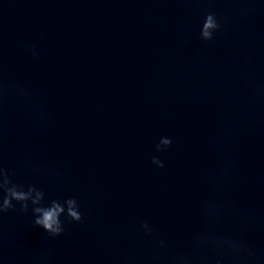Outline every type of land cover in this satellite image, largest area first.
Wrapping results in <instances>:
<instances>
[{
    "label": "water",
    "instance_id": "95a60500",
    "mask_svg": "<svg viewBox=\"0 0 264 264\" xmlns=\"http://www.w3.org/2000/svg\"><path fill=\"white\" fill-rule=\"evenodd\" d=\"M227 7L223 0H0L4 74L32 89L49 114L41 124L9 99L3 164L47 198L76 196L85 215L48 239L30 213H6L0 264H40L49 250V264H110L114 242L143 256L149 241L135 233L142 220L173 248L189 247L204 226L200 201L214 194L204 176L216 168L227 123L235 125L234 183L225 194L256 225L225 216L217 228L264 254V107L246 106L249 89L233 71L242 65L264 81V0L201 42L204 13ZM162 136L172 145L157 153ZM27 158L60 176L31 171Z\"/></svg>",
    "mask_w": 264,
    "mask_h": 264
},
{
    "label": "clouds",
    "instance_id": "9594fccd",
    "mask_svg": "<svg viewBox=\"0 0 264 264\" xmlns=\"http://www.w3.org/2000/svg\"><path fill=\"white\" fill-rule=\"evenodd\" d=\"M214 2V0H213ZM228 5L223 14L217 11H206L199 29L201 42L214 41L223 32L228 23L237 18L251 16L260 7V0H223ZM25 51L35 59L39 53L35 44L25 45ZM244 65L249 63L245 58ZM234 75L244 82L249 95L245 101L250 110L258 106L264 107V81L256 78L255 74L242 65L234 68ZM11 97L25 103L41 124L49 122V114L35 98L32 89L9 80L3 71L0 60V260H5L3 243V218L6 213L31 214L33 225L40 226L47 233L48 239H56L65 234L70 224H82L85 215L76 196L66 198H47L42 187L34 183H23L15 180V171L3 164V116L6 105ZM235 125L227 123L217 137L219 159L216 168L205 174L204 179L214 193L200 201V211L204 226L193 232L190 246L173 248L170 241L157 233L155 227L148 221L142 220L135 226V233L142 234L149 241L143 256H138L113 243V255L110 264H264V254H260L255 246L243 236L237 237L218 231V224L225 216H231L247 225L250 229L256 225L254 216L242 217L234 202L225 194L226 188L233 185L231 175L232 160L228 154ZM172 145L168 136L160 137L155 144L157 153L166 152ZM151 163L157 168H164L165 163L159 156L153 155ZM25 166L40 174L60 176L58 169L39 164L27 158ZM50 250L40 257V264H49Z\"/></svg>",
    "mask_w": 264,
    "mask_h": 264
}]
</instances>
